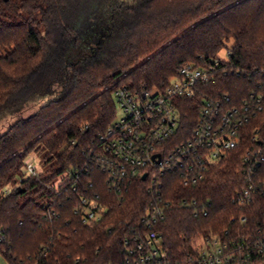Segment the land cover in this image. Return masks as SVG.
Returning a JSON list of instances; mask_svg holds the SVG:
<instances>
[{"label": "trees", "instance_id": "16d2710c", "mask_svg": "<svg viewBox=\"0 0 264 264\" xmlns=\"http://www.w3.org/2000/svg\"><path fill=\"white\" fill-rule=\"evenodd\" d=\"M86 1L95 0H0V113L48 98L0 132V230L5 235L0 252L11 264H116L122 259L128 227L137 224L150 199L147 180L138 177L113 190L106 174L88 159L96 138L117 118L118 86L165 87L183 63L215 58L227 49L240 74L222 76L209 88L229 92L234 101L260 90L261 84L264 91V0L93 2L87 13L96 15L99 7L106 13L108 4H117L123 15L121 41L104 58L78 63L73 52L87 38L79 23ZM104 23L98 17L91 25ZM194 100H184L173 143L192 132L199 115ZM32 151L50 163L48 173L25 175ZM242 152L239 148L209 167L195 186L184 187L177 173L163 177L167 195L176 189L212 202L207 217L196 218L190 209L178 207L159 226L173 264H185L197 231L220 235L229 229L232 240L241 228L254 229L263 221L264 200L250 210L232 202L243 185ZM79 169L84 170L77 192L74 177L59 188L50 183ZM20 181L21 186L5 192ZM90 182L108 210L101 221L87 225L76 210L79 193ZM49 210L57 216L47 217ZM243 213L249 216L245 225L239 219ZM249 264H264V258L254 255Z\"/></svg>", "mask_w": 264, "mask_h": 264}, {"label": "built area", "instance_id": "2783aa9c", "mask_svg": "<svg viewBox=\"0 0 264 264\" xmlns=\"http://www.w3.org/2000/svg\"><path fill=\"white\" fill-rule=\"evenodd\" d=\"M234 73L240 74L231 65L227 51V58L200 57L198 61L183 63L165 87L135 88L122 84L115 89L114 97L123 115L96 138L95 145L89 148L88 159L106 174L113 190L120 191L126 182L146 175L143 179L147 180L150 194L139 221L128 227L123 257L116 264H173L159 226L178 207L190 209L196 218L209 216L210 200L181 195L176 189L167 195L163 180L167 174H179L184 187L195 186L205 178L209 167L242 148L239 171L243 185L232 202L240 209L250 210L255 201L264 200L263 84L259 85L260 90L251 91L238 101H234L229 92L216 94L214 88H209L220 77ZM188 98L195 99L199 115L190 136L173 143V138L179 134L181 108ZM83 170L70 173L76 180L72 184L76 192ZM23 171L26 176L37 174L30 157ZM21 181L6 186L5 192L21 186ZM83 187L84 192H78L81 206L76 212L85 224L92 225L102 220L108 207L93 182ZM54 216H57L54 210L47 212V217ZM239 219L245 225L249 216L243 213ZM4 238L0 230V242ZM254 255L264 258V218L254 229L241 228L232 240L229 229L220 235L197 231L185 264H235L240 261L249 264Z\"/></svg>", "mask_w": 264, "mask_h": 264}, {"label": "rangeland", "instance_id": "374dc122", "mask_svg": "<svg viewBox=\"0 0 264 264\" xmlns=\"http://www.w3.org/2000/svg\"><path fill=\"white\" fill-rule=\"evenodd\" d=\"M93 2H85L84 7L82 8V10H85L82 11L81 18L79 20V23H82L80 27L82 28V33L85 34L87 38L86 41H82L81 45L77 46V48L73 52V58L74 60L78 61V63H83L86 60L90 59L100 60L104 58L106 54L114 47H116L121 41L119 26L121 25L123 15L121 14V11H119L117 4H108V10L106 11V13L101 12L100 9H102L103 7H99L100 9H98V14L96 15L95 12L87 13L89 7L92 6V3L97 5L100 0H95ZM98 17H101V20H105V23L98 25L95 24L92 26L91 24ZM231 45L232 42L229 43V46ZM227 51V49L221 50L219 56H221L222 58H227ZM54 96L57 95L52 94V97ZM47 99L48 98H44L36 105H34V100H28L24 104L20 103V105L16 106L12 110H6L7 112L5 111V113H3L4 115L0 113V132L8 123H12L19 118L29 116L35 110V107L43 104ZM13 104H15V102ZM2 115L4 117H2ZM121 115H123V110L117 104L116 116L119 117ZM30 158L36 165L38 171L48 173L47 170L50 166V163L45 162L42 153L38 151H32ZM69 177L70 171H66L61 175L53 177L50 180V183L59 188L60 183H62L63 180ZM0 264H11L10 261L5 257V255L1 252Z\"/></svg>", "mask_w": 264, "mask_h": 264}, {"label": "water", "instance_id": "95a60500", "mask_svg": "<svg viewBox=\"0 0 264 264\" xmlns=\"http://www.w3.org/2000/svg\"><path fill=\"white\" fill-rule=\"evenodd\" d=\"M157 156H160V154H157ZM146 175L143 176V178H145Z\"/></svg>", "mask_w": 264, "mask_h": 264}]
</instances>
